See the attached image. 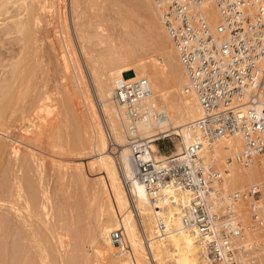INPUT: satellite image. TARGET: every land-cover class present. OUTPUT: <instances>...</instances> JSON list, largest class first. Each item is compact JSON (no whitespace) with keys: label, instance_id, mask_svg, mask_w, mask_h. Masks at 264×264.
<instances>
[{"label":"bare ground","instance_id":"obj_1","mask_svg":"<svg viewBox=\"0 0 264 264\" xmlns=\"http://www.w3.org/2000/svg\"><path fill=\"white\" fill-rule=\"evenodd\" d=\"M155 2L0 0V264H210L183 224L189 193L153 204L132 163V133L163 163L158 137H177L200 115ZM208 13L219 22L212 5ZM130 71L152 91L136 119L113 98ZM178 140L176 155L184 151ZM241 145L229 136L203 153L225 173V191L264 181V161H234ZM115 229L127 252L110 236ZM240 264L264 263L253 253Z\"/></svg>","mask_w":264,"mask_h":264},{"label":"built area","instance_id":"obj_2","mask_svg":"<svg viewBox=\"0 0 264 264\" xmlns=\"http://www.w3.org/2000/svg\"><path fill=\"white\" fill-rule=\"evenodd\" d=\"M155 4L183 64L185 91L196 95L200 115L177 134L183 153L174 154L171 146L163 163L153 161L148 140L132 133L136 180L153 204H174V190L189 193L183 224L204 244L210 264H240L241 257L253 253H260L264 263V181L225 191V173L203 154L225 137L239 135L242 145L234 161L245 168L264 161V1L156 0ZM208 5L219 15L216 24ZM150 94L146 78H119L113 98L136 119L137 103ZM158 138L155 143L163 151L168 137ZM159 227L164 229L161 223ZM253 232L260 233L259 238L248 240ZM110 236L122 252L129 250L119 229Z\"/></svg>","mask_w":264,"mask_h":264},{"label":"rangeland","instance_id":"obj_3","mask_svg":"<svg viewBox=\"0 0 264 264\" xmlns=\"http://www.w3.org/2000/svg\"><path fill=\"white\" fill-rule=\"evenodd\" d=\"M122 1V0H121ZM124 1H127V0H123V2ZM130 2H135V0H129ZM130 5V4H129ZM127 6H128V4H127ZM48 28H49V30H51V28H52V26H47ZM71 27H72V24H71ZM72 33H73V37L75 38V34H74V30H73V28H72ZM75 43L77 44V42H76V38H75ZM77 46H78V44H77ZM76 46V47H77ZM78 48V47H77ZM79 53H80V51H79ZM81 56V55H80ZM81 59H82V56H81ZM133 72H127V73H124L123 74V77H124V79H129L131 76H133ZM67 83V87H68V89L70 90L69 91V99H71L72 101H71V103H72V107L74 108H78L79 106H78V98H77V96H76V93H75V89H74V85L72 84V82L68 79V81L66 82ZM70 95H73V97L72 98H70ZM74 98V99H73ZM74 105V106H73ZM74 108V109H75ZM8 136V135H7ZM9 138H12V136H8ZM8 138V139H9ZM12 139H15V138H12ZM178 138L176 137V136H174V137H172V138H167V139H165V141H163L164 142V144H166L168 147H166L165 149H163V151L161 150L160 152L163 154V155H165L166 157L168 156V153L170 152V150H171V146H172V152L175 150L176 151V149L179 147V145H178ZM30 146V145H29ZM31 147V146H30ZM33 150H35V151H39V153H42L43 152V154H47L48 155V157L49 158H51V159H55V158H58L57 156H55L53 153H48V148H45V150L47 151V152H45V151H43L41 148V146H35V145H33L32 147H31ZM157 148L158 149H161L159 146H158V144H157ZM43 149H44V147H43ZM174 151V152H175ZM50 154V155H49ZM67 160H69L70 161V158H67ZM72 160V159H71ZM86 160H88V158H85V159H83L82 161L83 162H85ZM14 241V240H13ZM11 242H12V240H11ZM10 244H13V242L12 243H10ZM10 248H11V246H10ZM11 250H13L12 248H11ZM88 252L90 253V250L88 249Z\"/></svg>","mask_w":264,"mask_h":264},{"label":"trees","instance_id":"obj_4","mask_svg":"<svg viewBox=\"0 0 264 264\" xmlns=\"http://www.w3.org/2000/svg\"><path fill=\"white\" fill-rule=\"evenodd\" d=\"M133 76H134V74H133ZM132 77V76H131Z\"/></svg>","mask_w":264,"mask_h":264}]
</instances>
